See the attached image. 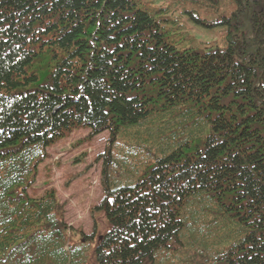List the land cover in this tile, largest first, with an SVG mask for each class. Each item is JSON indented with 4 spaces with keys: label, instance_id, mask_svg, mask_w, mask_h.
<instances>
[{
    "label": "trees",
    "instance_id": "16d2710c",
    "mask_svg": "<svg viewBox=\"0 0 264 264\" xmlns=\"http://www.w3.org/2000/svg\"><path fill=\"white\" fill-rule=\"evenodd\" d=\"M234 1L180 50L139 0H0V264H264V0ZM79 128L109 132L89 236L31 194Z\"/></svg>",
    "mask_w": 264,
    "mask_h": 264
},
{
    "label": "rangeland",
    "instance_id": "374dc122",
    "mask_svg": "<svg viewBox=\"0 0 264 264\" xmlns=\"http://www.w3.org/2000/svg\"><path fill=\"white\" fill-rule=\"evenodd\" d=\"M139 1L147 10L163 9L156 16L162 19L165 40L178 49L226 46L228 24L221 15H231L236 9L234 0ZM108 146L109 132L92 136L90 129H75L47 149L48 158L39 165L35 189L31 190L40 196L46 189L55 188L66 205V222L88 236L96 222L103 226L93 207L102 199L103 155Z\"/></svg>",
    "mask_w": 264,
    "mask_h": 264
}]
</instances>
